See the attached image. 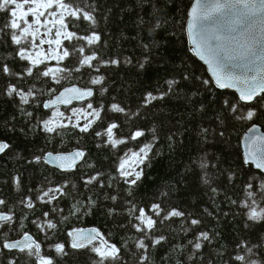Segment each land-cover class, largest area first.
<instances>
[{
  "label": "snow or ice",
  "instance_id": "obj_1",
  "mask_svg": "<svg viewBox=\"0 0 264 264\" xmlns=\"http://www.w3.org/2000/svg\"><path fill=\"white\" fill-rule=\"evenodd\" d=\"M99 24L94 0H0V51L6 52L0 55V96L7 98L15 109L7 121H0L3 128L25 135L35 129L49 144L57 145L63 144L67 130L75 129L81 134L92 133L100 141L97 147L111 149L116 154L114 169L89 173L82 169L94 170L96 164L80 147L72 151L42 149L41 154L33 155L27 163L51 166L64 178L60 182L48 180L24 192L22 177H13L19 194L16 201L0 196V264H64L65 258L71 255L70 250L91 254L90 264H127L126 253L135 257L136 264H153L154 250L169 241L166 232L175 231L182 232L184 237L191 234L187 244H176L174 250L182 252L188 248L187 259L195 261L200 258L197 253L212 242L214 235H219L204 230L201 218L176 206L136 202L134 190L144 179L145 167L151 166L152 156L158 154L154 149L160 136L155 128L134 126V120L141 117L139 108L133 111L116 102L114 97L113 102L104 103L108 88L102 69L134 61L131 56L126 59L106 56V41L97 30ZM146 24L141 20L142 29ZM159 28L160 24L156 23L148 32L151 42L141 43L145 55L136 61L140 70L152 61L153 49L158 47L152 31ZM188 32L192 51L211 72L212 79L201 83L206 89L214 86L237 94L223 99L222 109H218L223 112L217 116L219 123L232 127L236 123H249L242 153V164L249 169V175L243 184L239 206L246 209L247 220L264 221V133L255 122L264 118V0H195ZM51 61L56 64L50 66ZM75 74L87 75V84H73L60 91L52 86L81 78ZM182 78L187 80L189 76L184 74ZM164 84L163 89L157 85L153 91H146L140 107L155 106L156 102L171 99L181 91L176 79L165 80ZM45 95L50 98L42 99ZM95 97L99 100L94 104ZM85 101L86 106L71 108L70 115L60 109L61 105L67 108L73 102ZM200 107L203 110V105ZM38 109L48 111L38 115ZM17 117L23 119L22 125L13 123ZM210 132L224 142L226 129L216 133L202 128L204 142H208ZM168 139L171 141L172 136ZM133 142L136 148L129 147ZM12 148L7 139H0V157L10 154ZM17 158L21 157L17 155ZM222 164L218 156L201 159L199 167L205 170L202 182L210 184L213 173L207 170L222 172L219 167ZM250 166L257 171L252 172ZM77 174H80V184L69 179ZM236 176V172L230 171L227 179L232 181ZM97 190H102L103 199L113 205L107 208L109 216L126 217L127 223L122 221L121 227L129 239L118 246L96 228H72L67 231L66 241L57 242L59 222L55 217L65 213L66 208L72 216L92 212L99 203ZM211 191L217 193L219 189L212 187ZM86 192L93 195L88 196ZM64 201L69 204L61 207ZM231 203L237 204V201ZM24 209L32 215L41 212V216L30 222L51 241L47 244L48 251L35 234L25 230L28 215ZM204 211L208 216L215 215L207 208ZM68 218V215L62 217ZM177 220L179 229L173 227ZM254 247L240 241L235 245L239 251L229 255L235 264H264V259L256 258ZM177 264L183 261L177 260Z\"/></svg>",
  "mask_w": 264,
  "mask_h": 264
},
{
  "label": "trees",
  "instance_id": "obj_2",
  "mask_svg": "<svg viewBox=\"0 0 264 264\" xmlns=\"http://www.w3.org/2000/svg\"><path fill=\"white\" fill-rule=\"evenodd\" d=\"M194 1L94 0L100 19L97 30L106 41L104 47L106 56L118 55L121 59L131 56L134 61L133 64L102 69V73L107 77L108 88L103 100L107 105L113 102L114 97L116 102L133 111L139 108L141 117L134 120V126L155 128L160 136L159 143L154 149L158 154L152 156L151 166L145 167L144 179L134 190L136 202L142 205L161 202L168 207L176 206L186 213L201 218L205 224L204 230L219 234L214 235L212 242L197 253L199 259L189 261L187 259L189 249L178 252L174 250V246L187 244L191 234L189 237H184L179 231L166 232L170 239L163 247L154 250L153 264H177V260H182L183 264H209L210 261L211 264H226V262L235 264L229 254L234 255L239 251L235 245L240 241L254 245L256 258L264 259V221L247 220L246 209L239 206V202L243 199V184L249 175V169L244 168L242 164V137L249 123H236L235 127H232L227 124L222 126L217 120L218 115H223L222 111L218 112V109H222L223 99L236 94L229 90L216 89L214 86L206 89L201 83L202 80L212 78L204 64L192 53L188 40V17ZM141 20L147 22L143 29L140 26ZM156 23L160 24V28L152 31V37L158 40V47L153 49L151 63L140 70L136 66V61L141 60L145 55L141 43L151 42L148 32ZM0 55H6V52L0 51ZM55 64V61L50 62V66ZM184 74H188L189 79L184 80L182 78ZM75 77L81 78L65 81L61 86L55 84L52 86L60 91L63 87L73 84L85 86L89 79L87 75L81 74H75ZM168 79L178 80L181 91L171 99L156 102L155 106L140 107L144 93L153 91L157 85L163 89L166 87L164 81ZM48 98L50 97L45 95L42 99ZM98 100L99 97L93 98L94 104ZM84 106L86 103L74 108ZM46 111L48 110L38 109L37 114ZM63 111L70 115V109ZM14 114V107L7 98L0 96V121H7ZM255 122L264 131V118ZM13 123L22 125L23 119L17 117ZM202 128L215 130L216 133L226 129L224 142L222 143V138L213 132L208 134V142H204L201 137ZM169 136H172L171 141L168 139ZM0 139H7L13 145L10 154L0 157V196L13 202L19 195L13 183V177L16 175L22 177L24 192H27L29 187L35 189L39 185L46 184L48 180L53 182L63 180V174L48 165L27 163L33 155L41 154L42 149L72 151L77 147L83 148L89 153V160L96 164L94 170L83 168L84 173L109 172L115 167L116 154L111 149L97 147L100 141L92 133L81 134L75 129L67 130L63 144L57 145L49 144L44 135L35 129L25 135L19 131L9 132L0 124ZM129 147L136 148L137 145L133 142ZM17 155L21 158L18 159ZM205 156L209 159L218 156L223 161V164L219 165L222 172H216L212 168L207 170L213 173L210 184L202 182L201 177L205 170L199 167L201 159ZM250 168L252 172L257 171L252 166ZM230 171L237 173L232 181L227 179ZM79 175L70 176L69 179L80 184ZM253 183L257 181L253 180ZM212 187H217L219 192H212ZM101 192L102 190H97L99 203L92 212L72 216L66 208L65 213L55 217L59 222L57 242L66 241L67 231L72 228H96L118 246L129 239L125 228L121 227L122 221L127 223L126 217L109 216L107 208L113 205L103 199ZM164 193L168 195L164 196ZM86 195L92 196L93 193L86 192ZM232 200H236L237 204L231 203ZM68 204V201H64L61 207ZM206 208L215 215L208 216L204 211ZM41 210H44V206H41ZM23 212L28 215L25 230L35 234L48 251L47 244L51 241L47 240L44 234L30 222L41 216V212L37 211L35 215L27 209ZM63 215H68L69 218L63 220ZM173 227L179 229L178 220ZM70 251L71 255L65 258L64 264H90L91 254ZM125 255L127 264H136L134 256L128 253Z\"/></svg>",
  "mask_w": 264,
  "mask_h": 264
},
{
  "label": "water",
  "instance_id": "obj_3",
  "mask_svg": "<svg viewBox=\"0 0 264 264\" xmlns=\"http://www.w3.org/2000/svg\"><path fill=\"white\" fill-rule=\"evenodd\" d=\"M195 5V1H194V3H193V5H192V7ZM192 7H191V9H192ZM191 9H190V12H189V17H188V25L190 24V22H191ZM188 25H187V34H188V40H189V44H190V47H191V50H192V47H193V45L191 44V37H190V35H189V32H188ZM192 53L195 55V53L192 51ZM196 56V55H195ZM198 59H199V57L198 56H196ZM200 60V59H199ZM203 64H204V66L207 68V70H208V72H209V74H210V76H211V72H210V70H209V68H208V66L202 61V60H200ZM212 78V77H211ZM68 87H70V86H68ZM226 90H228V89H226ZM229 91H232V92H234L235 93V91L234 90H229ZM236 94V93H235ZM237 95V94H236ZM87 101H85V102H83V103H81V102H73V104H71V105H69V106H67V108H72L73 106H75V105H77V104H84V103H86ZM60 108H66L64 105H61L60 106ZM259 128H260V132L261 133H264V131H263V129L259 126ZM246 135H248V131H246L245 133H244V135H243V137H242V148H243V144H244V137L246 136ZM49 167H51V166H49ZM88 229H92V228H87V229H85V230H88Z\"/></svg>",
  "mask_w": 264,
  "mask_h": 264
},
{
  "label": "rangeland",
  "instance_id": "obj_4",
  "mask_svg": "<svg viewBox=\"0 0 264 264\" xmlns=\"http://www.w3.org/2000/svg\"><path fill=\"white\" fill-rule=\"evenodd\" d=\"M45 48H47V45H45ZM61 111H63V110H61ZM70 114H71V112H69ZM66 115H67V113H66ZM82 122H84L83 120H82Z\"/></svg>",
  "mask_w": 264,
  "mask_h": 264
},
{
  "label": "bare ground",
  "instance_id": "obj_5",
  "mask_svg": "<svg viewBox=\"0 0 264 264\" xmlns=\"http://www.w3.org/2000/svg\"><path fill=\"white\" fill-rule=\"evenodd\" d=\"M73 108V107H72ZM67 109H71V108H67Z\"/></svg>",
  "mask_w": 264,
  "mask_h": 264
}]
</instances>
